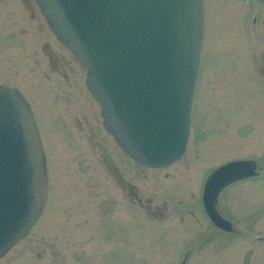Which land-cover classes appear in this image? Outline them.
<instances>
[{"label":"rangeland","instance_id":"obj_1","mask_svg":"<svg viewBox=\"0 0 264 264\" xmlns=\"http://www.w3.org/2000/svg\"><path fill=\"white\" fill-rule=\"evenodd\" d=\"M202 1L205 16L199 73L191 111V134L182 158L167 168L142 172L116 151L109 136L104 137L106 147L111 146L107 148L124 180L136 185L145 201L143 205L151 200L152 208L154 203L166 207V221H180V217L186 222L193 220L185 213L186 210L194 212L196 218H204L201 189L205 177L219 165L238 159L256 160L259 166L264 163V115L255 106V100L258 101L261 93L257 82L249 80L246 65L249 62L248 47L252 44L247 35V6H242L240 0ZM22 2L0 0V86L19 89L34 112L47 154L49 189L45 216L50 209L62 211V222L71 225V230L78 227L80 243H83L82 238H104L103 234L96 236L97 231L94 230L112 222H137V237L151 242L154 240V227L149 221L153 219L138 216L136 204L116 185L99 152L87 141L86 132L84 137V134L77 132L73 123V118L80 111L89 112L87 119L96 130L101 128L91 115L97 112V108L86 105V101L79 97L81 93L77 94L72 87L77 80L83 84L85 72L82 73L75 64L67 65L71 70L70 86L54 73L49 74L48 61L43 56L44 44L62 51L66 57L67 52L60 48L58 44L61 43L53 37L42 16L40 18L37 11L29 13L26 2ZM27 3L31 4L30 0ZM241 9L245 12H241ZM245 24L247 26L242 33ZM70 89L74 91L73 94L69 93ZM69 94L72 105L68 106L65 99ZM60 115L65 119L62 120ZM186 168L190 170L186 171ZM263 171L258 180L231 187L230 191L234 190L236 196L229 203L223 201L226 203L223 210L232 218V222L244 223L251 217L249 223L254 226V232L264 228ZM157 178L164 182L159 188L155 187L154 179ZM242 186L244 190L248 188L253 191L241 190ZM44 218L37 225L36 232L44 231L49 239L46 241L57 248L62 245L65 253H68L69 240L62 243L56 240V230L45 228ZM238 226L242 233L247 229V225ZM93 227L92 233L89 229ZM197 231H191V239L197 237ZM129 237L130 233L127 232L126 238ZM243 243L232 247L224 258L237 264ZM182 244L179 242L174 247V256L167 259V264L171 260H178ZM25 245V242H21L15 246L0 262L22 264L27 255ZM195 253H201V248H196ZM103 261L105 263L106 259ZM67 264H70L69 260Z\"/></svg>","mask_w":264,"mask_h":264},{"label":"water","instance_id":"obj_2","mask_svg":"<svg viewBox=\"0 0 264 264\" xmlns=\"http://www.w3.org/2000/svg\"><path fill=\"white\" fill-rule=\"evenodd\" d=\"M56 39L86 72L103 125L120 148L149 168L185 153L203 36L202 0H34ZM253 161L215 170L202 203L229 230L217 197L235 178L254 176ZM47 190L44 153L28 103L0 86V258L39 219Z\"/></svg>","mask_w":264,"mask_h":264},{"label":"flooded vegetation","instance_id":"obj_3","mask_svg":"<svg viewBox=\"0 0 264 264\" xmlns=\"http://www.w3.org/2000/svg\"><path fill=\"white\" fill-rule=\"evenodd\" d=\"M24 1L26 2L27 7H25L27 8L29 13L34 14V12L37 11L39 17L41 15L45 21V18L41 14L39 7L34 0H30L31 4L27 3L29 2V0ZM240 1L242 2V6H247L245 10L246 17L249 18L247 35L252 43L248 47L249 62L246 63L248 69V77L250 81L255 80L258 84L261 97L258 96V101L255 100V106H258V112L264 115V0ZM245 2H247L248 4ZM257 3L261 5L255 6L254 4ZM245 11L242 10L241 12ZM203 16H205L204 9ZM245 26H247V24L243 25L241 29L242 33ZM58 45L61 49H64L67 52V57L62 53V51H56L55 49L51 48L48 43L44 44L43 56L47 58L48 70L50 71L49 74L51 75L52 73H54L57 78L59 77L62 81L70 86L72 82V78L70 76L71 70L69 67H67V65L75 64L82 71V73L85 71L75 60L71 52H69L64 46H62V44ZM71 73L73 75V72ZM44 75L45 78L48 79L46 73ZM79 82V80L74 81L72 87L77 90V94L81 93L79 97L81 100L86 101V105H89L93 109H95V107L97 108V112H93L91 113V115H93L95 119H97V123L101 125V128L96 130V128L90 123L89 119H87L90 116V113H81V111L80 113H78V116H75L73 118L75 128L78 133L84 134V137V132H86L87 141L91 143L93 148H95L99 152L98 154L101 161L105 163L107 171L113 178L116 185L124 193H127V196L132 203L136 204L135 212L138 213V216H144L146 219H153H149V222L154 227V240H152L151 242H144L142 238L137 237L136 230L139 229L137 227V222H112L108 225L97 227L96 230H94L97 231L96 236L103 234L105 236L104 238H82L83 243H80L82 242V240L78 236V227L74 230H71V225L67 224L64 221L62 222V211L57 212L56 210L50 209V212H48V214L45 216L47 208V192L49 189L47 184L44 206L42 208L39 219L34 223L27 236L15 245L17 246L21 242H25L26 244L24 249L27 252V255H25V259L23 260L22 264H67L68 260L70 264H102V262L103 264H167V259L173 258L174 247L176 245H179V242H183L184 244H182L183 247L178 260H171L170 262H168V264H236L229 261L228 259H225L224 255L225 253L231 251L232 247L238 246L239 242L244 243L242 248L239 250V258L237 264H264V228L260 232H254V226L249 223L251 221V217L247 222L240 223L237 221L238 223H233L232 218L228 217L227 212L223 210V205L229 203L231 198L236 196V193L234 194V190L230 191V188L238 184H246V182L254 181L256 179L258 180L261 174L260 172L264 169V163H261V165L259 166V163L256 160L238 159L219 165L205 177L203 189H201L200 202L202 205L201 207L203 210L204 218H201L199 216V218H196L194 212H192L191 210H186L185 213L193 220H189V222H186L187 220H184L183 217H180V221H166V219L168 218V215L166 214V207H160L154 203V208H152L151 200H147V205H143L145 201L141 198V194L136 185L124 180L123 175L116 167L109 149L107 148H110L111 146L108 145L106 147L104 137L109 136L111 142L115 146L116 151L124 157L128 158L131 161V164L134 165V168L142 172H154V170L161 169L146 167L128 157V155L120 148V146L115 142V140L105 129L103 125V119L101 117L100 105L95 101V99L88 91L85 80L83 79L82 85ZM78 86L80 87V89L78 88ZM17 90L22 94V96L28 103L25 95L19 89ZM69 93L73 94L74 91L70 89ZM70 94L65 99V102L68 106L72 105V97ZM29 107L33 116H35L30 104ZM62 115L65 116L63 113ZM62 115L60 116L63 120L64 117ZM38 134L41 140L45 158L47 154L43 147L39 129ZM72 139L75 141L74 138ZM98 154L95 155L98 156ZM238 161H253L255 163V174L254 176H245L240 179L235 178L221 189L217 197L216 211L223 222L227 224L229 230H226L214 225V223L210 220L205 212L202 203V197L205 183L210 175L218 168ZM45 163H47L46 158ZM189 170L190 168H186V171ZM159 178L154 179V182L157 184L155 187L158 188L159 186H163L164 184L163 180ZM261 178L264 179V174L261 176ZM244 186L240 187V189L244 190L242 189L245 188ZM246 190L248 192L253 191L251 189L249 190L248 188ZM224 200L227 202H223ZM262 212H264V210ZM42 218H44L45 221V228L56 230L57 233L55 234V236H58L56 240L60 241L61 243L62 241L65 242L66 240H69L70 244L69 250L67 249L68 253H65L62 245H60V248H57L54 247L52 242L46 241V239L48 238H46V234L44 231H41L42 233H39V231L36 232V227L39 224L40 220H42ZM239 224H241L242 227L243 225H247V229L244 233H242V230L239 229ZM250 225L252 226V228ZM93 229L94 227L90 228L89 231L92 232ZM196 229L199 233L196 232L197 237L191 239V231H194ZM101 230L103 233H101ZM127 232L130 233L129 238H126ZM68 236L69 238H67ZM66 245L68 244L66 243ZM15 246L13 248H15ZM196 248H201V253H195ZM5 256L6 255L0 258V260H2ZM194 257L196 259L193 260ZM104 259H106L105 263L103 261Z\"/></svg>","mask_w":264,"mask_h":264}]
</instances>
